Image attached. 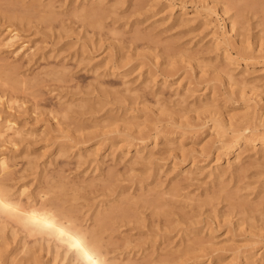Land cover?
Masks as SVG:
<instances>
[{
	"label": "rangeland",
	"instance_id": "rangeland-1",
	"mask_svg": "<svg viewBox=\"0 0 264 264\" xmlns=\"http://www.w3.org/2000/svg\"><path fill=\"white\" fill-rule=\"evenodd\" d=\"M0 40V264H89L32 211L101 264H264V0H0Z\"/></svg>",
	"mask_w": 264,
	"mask_h": 264
},
{
	"label": "bare ground",
	"instance_id": "bare-ground-1",
	"mask_svg": "<svg viewBox=\"0 0 264 264\" xmlns=\"http://www.w3.org/2000/svg\"><path fill=\"white\" fill-rule=\"evenodd\" d=\"M7 30V29H6ZM16 34L17 33H12V32H10V34L6 37V39L4 40L5 42H6V45L7 44H11V43H13L14 42V44H15V40L17 39L16 38ZM1 41V40H0ZM4 41H2L3 43L2 44H5L4 43ZM12 45V44H11ZM13 46V45H12ZM8 47H10V46H8ZM17 53V52H16ZM7 80V79H6ZM9 80V79H8ZM18 84V83H17ZM9 85V84H8ZM5 87V86H4ZM11 87V86H10ZM14 88H16V87H14ZM5 96V95H4ZM14 97V96H13ZM2 119V118H1ZM1 123V122H0ZM10 123V122H9ZM8 123V124H9ZM4 124V123H3ZM6 124V123H5ZM13 124V123H12ZM10 125V124H9ZM9 125H7L6 127H5V129L3 128V129H0V135L2 134L3 136H4V134H5V132H8V131H5L6 129L7 130H14V128H12V126H9ZM13 126H14V124H13ZM2 127V126H1ZM9 131V132H10ZM15 132V131H14ZM4 133V134H3ZM18 133V132H17ZM12 135V133L10 134V136ZM15 135H16V132H15ZM9 136V135H8ZM2 137V136H1ZM8 138V137H7ZM6 138V141H9L8 139ZM263 141V140H262ZM262 141H261V143H262ZM5 157H3V159H1L0 158V170L1 171H7V170H9L10 168L8 167V162L4 159ZM2 190V189H1ZM22 195H23V193H22ZM1 196H3L2 194H1ZM1 196H0V201H2V198H1ZM7 197V196H6ZM3 198H4V196H3ZM5 202H6V199H5ZM8 203V202H7ZM11 203V202H10ZM13 203V202H12ZM19 203V202H18ZM1 204V203H0ZM3 204H4V201H3ZM9 204V203H8ZM5 205H7L6 203H5ZM10 205V204H9ZM8 205V206H9ZM7 206V207H8ZM23 206V205H22ZM1 208H2V206H1ZM10 208V207H9ZM14 208V207H13ZM17 209V208H16ZM4 210V209H3ZM50 210V209H49ZM15 211H18V210H15ZM26 212V211H25ZM30 212L31 211H29L28 213L30 214ZM34 211H32V217L34 218V220H33V223L36 225V226H38V227H46V228H48L49 230H51L52 232H54L55 233V235L57 236V237H59L60 239H61V241L63 242V241H65V242H67L68 243V241H69V239L70 238H74V240L72 241V242H69L70 244L69 245H71V247L73 248H76V250L78 251V253L79 254H81V255H83L84 256V258H85V261H87L89 264H101L100 262H101V260L99 261L98 260V258H97V256H95V255H93L94 253H95V251H93V250H96V249H93V250H91L90 249V247H91V245L94 243V242H92V244H90V247L87 245L88 244V242H85V240H87L86 238H85V240H84V237L86 236L82 231L80 232V233H83L82 234V236L81 237H77V235H75L76 234V232L74 233V231H77V230H72V233L70 232L71 230H69V232H70V234H69V236L67 235H65L64 233H65V229H64V227H63V225H62V222L60 223L59 221H56L55 220V218H54V215L53 216H51L48 212H46V213H44V212H42V213H39L40 211H36L37 213H33ZM52 212V211H51ZM11 213V212H10ZM21 213V212H20ZM28 213H27V216H28ZM8 214V213H7ZM24 214H26V213H24ZM11 215V214H10ZM30 216V217H31ZM56 217V216H55ZM24 219V218H23ZM30 221H31V219H30ZM25 224V223H24ZM61 224V225H60ZM65 225V224H64ZM37 228V227H36ZM68 229V228H67ZM33 231V230H32ZM35 231H37V230H35ZM47 231V230H46ZM44 232V231H43ZM51 232V233H52ZM79 232V231H78ZM66 233H67V231H66ZM68 234V233H67ZM75 235V236H74ZM79 235V234H78ZM54 237V236H53ZM89 238V237H88ZM71 239V240H72ZM60 241V240H59ZM87 243V244H86ZM98 245V244H97ZM92 246H95L94 244L92 245ZM99 246V245H98ZM97 246V247H98ZM94 248H96V247H94ZM72 250V249H71ZM93 253V254H92ZM78 254V255H79ZM102 256V255H101ZM102 258V257H101ZM100 258V259H101ZM103 261V260H102ZM104 263V262H103Z\"/></svg>",
	"mask_w": 264,
	"mask_h": 264
}]
</instances>
